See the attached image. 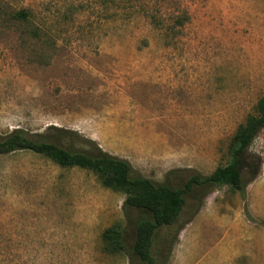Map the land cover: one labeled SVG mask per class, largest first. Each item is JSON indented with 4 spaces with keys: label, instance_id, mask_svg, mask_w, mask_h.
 I'll list each match as a JSON object with an SVG mask.
<instances>
[{
    "label": "rangeland",
    "instance_id": "obj_1",
    "mask_svg": "<svg viewBox=\"0 0 264 264\" xmlns=\"http://www.w3.org/2000/svg\"><path fill=\"white\" fill-rule=\"evenodd\" d=\"M18 10L39 38L11 27ZM263 94L264 0H0V134L51 139L63 129L75 148L99 147L176 186L228 162L236 128ZM247 154L260 167L243 194L194 188L176 224L157 230L159 264L198 260L193 242L177 247L197 208L243 234L234 260L199 264H264V127ZM124 198L87 170L27 151L0 155V264H142L102 241L105 229L125 227Z\"/></svg>",
    "mask_w": 264,
    "mask_h": 264
},
{
    "label": "trees",
    "instance_id": "obj_2",
    "mask_svg": "<svg viewBox=\"0 0 264 264\" xmlns=\"http://www.w3.org/2000/svg\"><path fill=\"white\" fill-rule=\"evenodd\" d=\"M160 14L158 15L162 18ZM144 17L151 25L157 19L155 15L148 13ZM187 18L186 14H183L177 19H180L179 24H182ZM29 21L30 13L26 10H18L10 15L11 27L24 26L21 33L26 35L25 39L39 38L38 28L27 29ZM263 127L264 94L256 101L253 112L236 128L229 145L228 162L216 167L207 176L194 173L186 182L176 186L168 182L158 183L136 174L129 162L110 155L99 147L87 150L75 148L65 142L69 139L63 129L57 130L51 139L40 134L29 135L18 128L0 134V155L27 151L47 158L60 167H77L93 173L103 187L125 196L122 204L126 218L125 227L115 225L104 230L102 241L105 250L111 254L123 252L129 258L136 257L142 264H159L151 253L156 232L162 227L176 224L185 207L186 197L194 188L228 186L232 191L244 193V185L254 179L260 167V160L249 156L247 149ZM251 160L254 167L247 173L246 168ZM245 165L246 179L242 170ZM198 209L189 214L185 224L194 217ZM132 212H138L139 218L134 219ZM182 226L178 227V231ZM129 231L133 232V241L127 245L126 237ZM170 250L171 247L168 252Z\"/></svg>",
    "mask_w": 264,
    "mask_h": 264
},
{
    "label": "crops",
    "instance_id": "obj_3",
    "mask_svg": "<svg viewBox=\"0 0 264 264\" xmlns=\"http://www.w3.org/2000/svg\"><path fill=\"white\" fill-rule=\"evenodd\" d=\"M227 220L225 217L214 218L203 212L197 213L190 221L184 236L179 237L177 247L184 242H193L194 255L198 257V260L192 261L193 264H199L206 257L215 258L218 255H226L229 262L234 260L242 252L238 249L237 240L243 234L241 227L228 228L225 224ZM232 237L235 239H231Z\"/></svg>",
    "mask_w": 264,
    "mask_h": 264
}]
</instances>
